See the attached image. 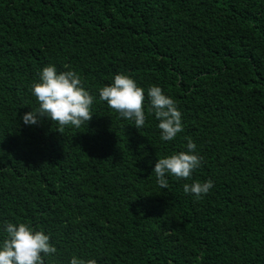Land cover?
Returning a JSON list of instances; mask_svg holds the SVG:
<instances>
[{"label":"trees","instance_id":"trees-1","mask_svg":"<svg viewBox=\"0 0 264 264\" xmlns=\"http://www.w3.org/2000/svg\"><path fill=\"white\" fill-rule=\"evenodd\" d=\"M51 64L96 97L91 121L24 125ZM119 73L145 89L146 115L150 86L174 99L175 140L99 100ZM189 138L201 166L160 188L155 163ZM197 180L214 181L199 199L183 189ZM4 221L51 236L45 264H264V0H0Z\"/></svg>","mask_w":264,"mask_h":264},{"label":"clouds","instance_id":"clouds-1","mask_svg":"<svg viewBox=\"0 0 264 264\" xmlns=\"http://www.w3.org/2000/svg\"><path fill=\"white\" fill-rule=\"evenodd\" d=\"M38 76V81L31 87L38 107L23 115L24 125L33 126L42 118H47L57 122L61 128L80 127L92 120L91 109L96 97L83 86L76 71H58L51 64L45 66ZM147 98L146 115L145 89L135 78L124 73L115 74L110 84L99 89V100L106 102L121 118L133 121L140 129L150 115L154 116L161 130V141L175 140L183 131L182 112L176 102L158 85L147 89ZM186 147V151L158 158L153 173L160 188L168 189V176L187 180L201 166L202 157L197 152L195 141L189 138ZM213 187L212 180H197L183 185L184 192L197 199L207 195ZM0 232L3 233L0 238V264H45L46 258L58 251L49 234L34 229L28 223L4 221ZM68 264H97V260H84L73 255Z\"/></svg>","mask_w":264,"mask_h":264}]
</instances>
